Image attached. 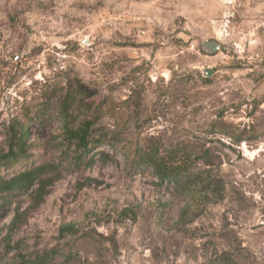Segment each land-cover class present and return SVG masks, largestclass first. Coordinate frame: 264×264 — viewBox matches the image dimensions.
<instances>
[{
	"label": "rangeland",
	"instance_id": "1",
	"mask_svg": "<svg viewBox=\"0 0 264 264\" xmlns=\"http://www.w3.org/2000/svg\"><path fill=\"white\" fill-rule=\"evenodd\" d=\"M85 121L115 142L88 163ZM20 125L0 179L40 169L0 196V264H264V0H0V155Z\"/></svg>",
	"mask_w": 264,
	"mask_h": 264
},
{
	"label": "trees",
	"instance_id": "2",
	"mask_svg": "<svg viewBox=\"0 0 264 264\" xmlns=\"http://www.w3.org/2000/svg\"><path fill=\"white\" fill-rule=\"evenodd\" d=\"M89 123V121H85L76 129H72L70 127L68 128V130H66L68 133V137L72 142H74V145L79 151L77 155L78 161L82 160L83 163H88L85 156L87 155V152L90 150L93 143H100L101 145L106 143L110 146V148H115L114 141L101 142L98 139L95 140L92 132L89 130ZM27 133V125H20L16 127L13 135L14 138L8 145L7 152H5V154L3 155H0V163L3 164L4 167H7V158L10 159V161H16L19 152L25 153L26 148H24V139L27 136ZM158 150V147H155V149H148L143 151L137 150L134 156V162L137 163V166L151 168L152 174L156 177L157 182L160 185L164 183L173 184L177 188L184 185L183 183L188 181V179H190L193 175L186 163L181 160L179 161V163L175 162L173 159V152L160 155ZM101 154H104V152L102 150H99L97 155ZM39 169V167L28 169L26 171H22L18 174L13 175L9 179H0V196L2 198H5L7 194L12 192L13 190L29 189L34 181L35 173ZM72 230L73 229L71 228V226L68 225L62 226L60 232L71 233Z\"/></svg>",
	"mask_w": 264,
	"mask_h": 264
},
{
	"label": "water",
	"instance_id": "3",
	"mask_svg": "<svg viewBox=\"0 0 264 264\" xmlns=\"http://www.w3.org/2000/svg\"><path fill=\"white\" fill-rule=\"evenodd\" d=\"M219 42L215 39L203 41L201 43V49L209 54H214L219 49ZM205 75H209V70H204Z\"/></svg>",
	"mask_w": 264,
	"mask_h": 264
}]
</instances>
